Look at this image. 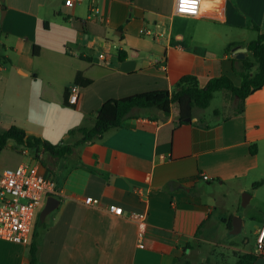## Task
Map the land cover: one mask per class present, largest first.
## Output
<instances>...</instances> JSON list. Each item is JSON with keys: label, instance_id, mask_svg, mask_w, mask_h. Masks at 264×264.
Segmentation results:
<instances>
[{"label": "crops", "instance_id": "0c3cea01", "mask_svg": "<svg viewBox=\"0 0 264 264\" xmlns=\"http://www.w3.org/2000/svg\"><path fill=\"white\" fill-rule=\"evenodd\" d=\"M3 3L0 131L17 125L51 143L90 124L106 100L172 91L183 75L195 76L199 86L220 75L239 85L233 65L240 70L239 60L249 56L247 43L257 36L250 22L264 32V0H201L196 16L175 14V0H79L73 8L65 0ZM34 45L40 46L38 55ZM238 50L243 58L236 57ZM78 71L91 83L80 87L75 105L66 106L65 91ZM235 103L225 94L222 110L195 108L188 121L179 120L175 104L165 118L145 110L79 146L66 162H52L55 175L65 178L55 196L58 205L37 229V264H177L217 231L231 232L237 212L214 216L225 209L228 193L222 188L250 187L248 204L264 187V85L244 99L242 112ZM13 144L8 140L5 148ZM24 150L25 160L12 167L40 163ZM112 203L123 208L122 216L108 212ZM132 211L145 214L143 223L129 218ZM262 216L251 218L253 246H231L234 253H254ZM31 236L24 243L0 239V264H30ZM256 255L252 264H264V255Z\"/></svg>", "mask_w": 264, "mask_h": 264}, {"label": "trees", "instance_id": "16d2710c", "mask_svg": "<svg viewBox=\"0 0 264 264\" xmlns=\"http://www.w3.org/2000/svg\"><path fill=\"white\" fill-rule=\"evenodd\" d=\"M250 27L257 31L256 38L247 43L249 56L240 61V70L233 65L234 72L240 76V84L235 85L226 75L212 77L207 80L203 86H199L198 81L193 75H183L175 83L172 91L165 89L152 90L137 93L117 99H108L102 103L96 113L92 116L91 123L88 125H79L70 129L67 138L57 143H51L41 137L26 134L23 128L17 125H11L0 131V152L5 148L7 141L14 142L13 149L22 153L26 149L33 159L50 170L56 178V186L60 187L65 178V174H56L50 165L61 161L66 162L76 153V148L96 142L109 130L118 128L122 120L126 117L139 115L142 111L154 109L160 113L162 118L168 117L172 104L178 108V118L183 121L185 118H191L195 108H206L209 106L214 93L217 91H227L236 101L237 112H242L244 108V99L252 92L264 85V32H261L254 22H250ZM229 46H232L230 44ZM229 46L226 48L228 50ZM0 47H3L0 45ZM39 45H34L33 54L38 55ZM119 58L122 52H119ZM5 62H9L6 56H2ZM235 62V60H234ZM91 80L83 75L82 72H76L73 84L79 87H86ZM68 91H65L63 103L68 106L66 101ZM256 146H250V152L255 153ZM262 180L253 183V187L261 185ZM43 222L36 216L32 236L28 245V257L30 264H37L38 230ZM231 228V217L226 223ZM253 252L238 254L235 264H252L256 258ZM177 264H192L185 257H179ZM206 264V263H205Z\"/></svg>", "mask_w": 264, "mask_h": 264}, {"label": "built area", "instance_id": "2783aa9c", "mask_svg": "<svg viewBox=\"0 0 264 264\" xmlns=\"http://www.w3.org/2000/svg\"><path fill=\"white\" fill-rule=\"evenodd\" d=\"M79 0H65L73 8ZM201 0H175L174 12L183 16H196L200 11ZM150 34V31H145ZM161 67H164L161 65ZM80 87L72 84L68 88L66 101L75 105L78 101ZM25 151V150H23ZM38 161L20 163L15 167H5L0 172V239L17 243L26 242L32 232L36 218V207L47 196H56L59 190L55 180L40 171ZM207 179V175L202 176ZM89 203H97V199L88 197ZM108 212L123 215V208L117 204H109ZM129 218L137 223H143L145 214L132 211ZM140 246H142L140 244ZM254 253L264 255V226L255 238Z\"/></svg>", "mask_w": 264, "mask_h": 264}, {"label": "rangeland", "instance_id": "374dc122", "mask_svg": "<svg viewBox=\"0 0 264 264\" xmlns=\"http://www.w3.org/2000/svg\"><path fill=\"white\" fill-rule=\"evenodd\" d=\"M142 38L151 39L150 36L144 35ZM114 51V49H113ZM108 54L109 51H103ZM225 94L230 95L227 91L221 90L214 94V97L210 101L209 106L205 111H211L213 108L218 107L220 110L223 108V97ZM231 96V95H230ZM232 97V96H231ZM233 98V97H232ZM236 104V103H235ZM29 153V152H28ZM30 155V154H29ZM25 153H19L13 149V147L8 146L3 149L0 153V167H12V163L20 159L25 160ZM215 182H213L214 184ZM229 187H223L222 191L227 194L225 200V209H217L214 212V216H227L229 212H237L238 217L242 219L241 215L245 220L243 228L237 233L231 232H219L212 234L209 237V241H204L200 248H197L187 256V259L191 261L192 264H235L237 261L238 252H233L230 248L231 246H239L246 244L245 249H249L253 246V241L251 238V228H252V217L259 219L262 218L264 214V187L259 188L251 201L246 205H241V197L243 194L252 196L253 189L247 187V190L242 192L233 191ZM41 205L36 207V214L41 211ZM207 226H205L206 228ZM246 240V242H244Z\"/></svg>", "mask_w": 264, "mask_h": 264}, {"label": "water", "instance_id": "95a60500", "mask_svg": "<svg viewBox=\"0 0 264 264\" xmlns=\"http://www.w3.org/2000/svg\"><path fill=\"white\" fill-rule=\"evenodd\" d=\"M2 2L0 8H1V18L4 17V13H5V5L3 3L4 0H0ZM120 31H118V35H120ZM246 50V48H245ZM236 57L237 58H243L244 54L242 53V51L238 50L236 52ZM184 120H190V118H185ZM250 195L247 194H243L241 197V205H246L247 201H248V197ZM59 203V200L53 196V195H49L46 198L45 204L43 206V208L41 209V211L39 212V219L42 221L44 220L45 216L50 213ZM240 227H241V219L238 216H233L232 217V229L231 232L232 233H237L240 231Z\"/></svg>", "mask_w": 264, "mask_h": 264}]
</instances>
